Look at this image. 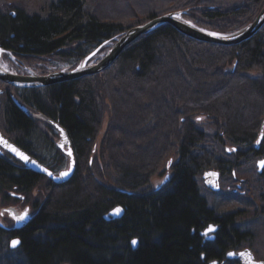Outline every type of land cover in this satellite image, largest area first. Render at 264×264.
<instances>
[{
	"label": "trees",
	"instance_id": "trees-1",
	"mask_svg": "<svg viewBox=\"0 0 264 264\" xmlns=\"http://www.w3.org/2000/svg\"><path fill=\"white\" fill-rule=\"evenodd\" d=\"M122 1L111 0L109 11L104 0H13L11 10L0 0V46L7 52L2 57L10 54L16 68L42 75L58 62L73 68L96 46L111 42L100 54L127 28L159 14L182 9L196 25L230 33L245 27L264 5V0ZM105 99L111 118L102 149L116 171L115 187L96 181L89 168ZM41 115L68 131L76 168L69 181L57 185L10 154L0 155V201L10 200L13 189L24 195L40 186L45 193L34 200L27 226L13 232L0 228L2 246L20 236L23 252L21 260L3 264H205L253 239L237 222L247 207L222 210L236 199L234 191L225 190L212 205L199 182L206 169L227 175L237 158L253 160L264 151V128L258 141L264 121V26L224 47L164 23L128 43L97 74L43 87L0 80L1 133L55 171L64 155L56 147L58 132ZM173 148L177 161L169 183L138 190ZM258 179V192L254 187L252 199L245 195L239 202L257 205L260 212L262 200L255 197H264V173ZM115 205L123 206L124 215L105 219ZM212 221L219 230L213 241L203 240L200 230ZM134 237L136 249L130 246Z\"/></svg>",
	"mask_w": 264,
	"mask_h": 264
},
{
	"label": "water",
	"instance_id": "water-1",
	"mask_svg": "<svg viewBox=\"0 0 264 264\" xmlns=\"http://www.w3.org/2000/svg\"><path fill=\"white\" fill-rule=\"evenodd\" d=\"M184 10H174L170 11L168 13L159 14V16H154L148 21L144 23H139L138 25L134 27H130L127 29L126 32H124L121 36H119L116 40V42L113 44L112 47H110L106 54L96 61V63H87L88 58L96 54V50L91 52L89 55L85 57V59L75 66V68L72 69H64V70H53V72H49L43 75L37 74L34 71H28L26 73H16L13 71L5 70L3 68H0V79L2 81H5L9 85H13L19 88L22 87H43L46 85H52L54 83H60L65 82L66 80H72L76 77L86 76L90 74L97 73L98 71H101L107 66L111 64V62L118 57V54L120 51L128 45V43L132 42L135 38H137L141 34L148 33L153 28H156L160 26V24H169L172 25L174 28H176L180 33L185 34L189 38H194L202 42H208V43H217L219 45H236L242 41L247 40L248 38L254 36L259 29H261L264 26V5L259 10L257 16L254 18L253 21L248 23L245 27L236 30V32L231 33H222L218 31H212L208 30L206 28H201L195 23L187 20L185 17H183ZM212 33H216L217 35H212ZM6 50L0 46V56L3 52ZM23 111L25 110L24 106L20 107ZM41 118L43 120H46L49 122L57 131H58V138L55 141L57 148L63 152L67 156V166L63 169L58 170V172L52 171L49 167H46L44 164H42L37 158H35L33 155L29 154L26 150H23L17 143L10 141L6 136L3 135V133H0V147L4 150H6L9 154H11L13 157L17 158L24 167L27 169L33 171L35 174H41L45 175L46 177H49L51 181H53L55 184L59 185L61 183H65L69 181V179L73 176L75 171V159H74V152L72 151L71 147V141L68 134V131L65 130L62 125L55 120H52L48 116L41 115ZM263 128H264V121L262 123V126L260 128V134L258 136V141L262 138L263 134ZM4 141L7 142V145H10L11 147H7L4 143ZM12 148L17 149L20 153H23L24 156H26L28 159L25 160L21 158L20 155L17 154V152L13 151ZM229 148H227V151ZM232 150H235V147H232ZM1 153V149H0ZM261 162H264V158L260 159L257 163L258 165V172L262 171ZM63 173H67V175H63ZM201 177L203 178L204 185L208 189L212 190H218V171L214 170L212 168L204 170ZM9 212V215L15 220L14 225L12 227L13 230H19L21 228H24L28 225V223L32 220L31 215L28 213V208L17 211L14 207H7L6 208ZM115 209H121L119 214H115ZM124 208L121 205H115L114 208L110 209L107 213H104V218L109 219H120L124 214ZM26 214V215H25ZM25 215V218L23 220H17L14 217L15 216H21ZM209 226H213L214 231L208 232L205 239L213 241L216 235V230L219 227V224L216 222L209 223L201 232L202 234L206 233V230L209 228ZM136 240L137 243L135 245L132 244V241ZM10 248L15 249L18 248L21 241L19 237H15L10 239ZM13 241H18V243L13 246ZM139 243L138 237L132 238L130 241V246H132L133 249L137 248V245ZM227 259H237L240 264H264V260L262 259H255L254 253L250 250V248L246 247L243 250H227L226 252ZM233 255H229V254ZM243 254V255H241ZM204 257V254L202 255V258ZM221 264L219 262L218 258L209 259L207 260L206 264Z\"/></svg>",
	"mask_w": 264,
	"mask_h": 264
},
{
	"label": "rangeland",
	"instance_id": "rangeland-1",
	"mask_svg": "<svg viewBox=\"0 0 264 264\" xmlns=\"http://www.w3.org/2000/svg\"><path fill=\"white\" fill-rule=\"evenodd\" d=\"M1 1H2L1 4L3 3L2 6H6V8L8 7L9 10H11L12 9L11 7L16 4V3L12 2L13 0H1ZM104 1H105V3L103 2V4H104L103 8L111 11L112 10L111 9V0H104ZM156 1H158V0H156ZM118 2L121 4L123 1L122 0H118ZM146 2H148V0ZM157 5H159V4H157ZM184 14H185V12L183 13V17H185ZM142 23H144V22H142ZM132 27H134V26H132ZM227 33H229V32H227ZM200 42H202V41H200ZM211 44H213V43H211ZM215 44H217V43H215ZM221 46H223V45H221ZM225 46H227V45H225ZM230 46H234V45H230ZM106 52H107V50L104 51L105 54H106ZM96 56H97V53H96L95 56L93 55L92 57L94 58ZM8 57H9L8 59L7 58L5 59L4 57L0 56V63L5 65L9 71H13V72H16V73H19V74L26 73L28 71H32V70L28 69L27 67H24L23 65H20V66H18L16 68L15 65L17 66V61L10 54L8 55ZM93 58L89 59L90 63H95L98 60V59H96V61H95ZM89 60H88V62H89ZM81 62H82V60L79 61L76 65L80 64ZM112 62H111V64L109 66L112 65ZM54 66H56L57 68H55L53 70H64V69H67L68 67H70L71 63H69V62H64V63L58 62V63L54 64ZM109 66H107V67H109ZM105 69H107V68H105ZM105 69H103L101 71H98V72H102ZM17 70H20L21 72H18ZM49 72H53V71H49ZM49 72H46V73H49ZM46 73H43V74H46ZM97 73H94V74H97ZM251 74L254 75V74H256V72L252 71ZM90 75H92V74H90ZM105 101L106 102H104L103 110H102V118H103L102 119V123L100 124L99 133L97 134V136L95 138L96 142H95V144L93 146L92 152H91L90 157H89V168H90V171L92 172V174H93V176H94L96 181H100L101 183L103 182V183H105V184H107L108 186H111V187H113V186L115 187L116 184H117L114 181L115 178H116V171L113 170V167L109 166V161H108V157H107L106 151L102 149V140H103L102 137L104 136V134H105V132L107 130V126H108V124L110 122V118H111L110 117L111 109L109 107L108 100L105 99ZM55 131H57V130L55 129ZM0 133H1V131H0ZM57 138H58V136H57ZM57 138H56V140H57ZM71 147H72V145H71ZM0 149H1L0 155H2L4 152L8 153L6 150L2 149L1 147H0ZM72 151H73V149H72ZM233 151H235V150H233ZM45 154H46L45 155L46 158L44 157L45 162L49 163L50 160L48 159V157H50V154L49 153H45ZM62 154L64 155L65 162L64 161L62 162V165L59 166L55 170L56 172H58V170H60V169L65 168L67 166V164H68L67 163V161H68L67 160V156L63 152H62ZM245 157L246 156H244L242 158V160H241V162L239 164H235L236 168L233 167L234 171L230 170V174L223 175V172L220 171V173L218 174V177H219L218 178V183H219L221 189L219 191L210 193L209 192L210 189H208L204 185V182H203L204 180L201 177V175H200L201 179H200L199 184H200V187H202L201 189L203 190V193L205 194L204 196L206 197V199H208V201L212 205L218 203V200H219L218 198H220V199L224 198L223 197L224 194L222 196V192H224L225 190H229L230 192H232V190L234 188H236V191L235 190H233V191H234V193L236 194V196L238 198L237 197H236V199L232 198V199H230V201H227L229 203L224 204L223 207H222L223 208L222 210L223 211H225V210L233 211V208H237V209L243 210L244 207H247L249 209V212L247 210H244V211L248 212L247 215H245L243 219H241V218L237 219V222H238V224L241 225L240 227H242V229L248 228L249 230L252 231L253 239L245 240V242L242 243L241 245H238L235 248H230L228 250H234V252H235V251H238V250H243L246 247H248L254 253L255 259L258 258V259L264 260V207L261 206L260 205L261 203H260L259 204V208H261L262 211L257 212V210H258L257 205L251 207L249 202H248V204H243V207H242V204L239 202V201L242 200V198H245V199L249 198L251 200L252 199L251 198L252 197V190L254 189V187H255L256 191L258 192V186L260 184L259 179H258V175H260V172H258L257 163H258V161L260 159H258L255 162V159L248 160ZM163 158L164 159L159 163L156 172L153 175H151L149 180H148V182L145 183V185L139 187L138 190L142 189V190H145V191H151V190H154L156 186H161L162 185L161 188H163V187H165L167 185V183H169L168 179L170 178V176L172 174V169H171L172 164L175 161H177V148L176 149L173 148V149L167 151ZM74 159H75V155H74ZM46 167H48V166H46ZM75 168H76V162H75ZM212 169L216 170L215 168H212ZM164 181H167V183H165ZM236 182H239L238 184H239L240 188L236 187V185H235ZM163 183H165V184L163 185ZM226 184H228L229 186L231 185L230 189L226 188ZM42 185H43V183H42ZM9 194H10V198H11L10 200L5 201V202L0 201V228H2V230H4V231L10 230V231L13 232V231H17V230H13L12 229L15 220L9 215V212H8V210L6 208L7 207H14L19 212L24 210V209H26V208H28V213L31 215V218L33 219V213L34 212L32 210V204H33L34 200H36V199L40 200V199L44 198L45 197L44 196L45 193L43 191V187L38 186L37 189H34L33 191H31V192H29L27 194H24V195L19 194L17 189L16 190L13 189L12 191H9ZM255 194H257V193H255ZM245 195L247 196V198L245 197ZM240 197H242V198H240ZM259 197H262V196L260 195ZM255 199L258 200V202H259L261 200L263 201L264 197H262L260 200L257 197H255ZM231 202H232V204H231ZM15 237H19L20 238V236H12V237L8 238L5 241L3 246L0 243V264H3L2 263L3 259H7L8 260L9 258H15L17 256L20 257L19 258L20 260L22 259L23 256L21 254L23 252L20 249L15 248V249L11 250L10 247H9L10 246V242H11L10 239L15 238ZM225 256H226V253H225ZM203 258H201V260ZM235 259H232V260L234 261ZM238 263H239V261H238ZM62 264H66V263L63 262ZM205 264H206V261H205Z\"/></svg>",
	"mask_w": 264,
	"mask_h": 264
},
{
	"label": "flooded vegetation",
	"instance_id": "flooded-vegetation-1",
	"mask_svg": "<svg viewBox=\"0 0 264 264\" xmlns=\"http://www.w3.org/2000/svg\"><path fill=\"white\" fill-rule=\"evenodd\" d=\"M244 156H241V157H239V158H237V161H236V163L237 164H239L240 162H241V160H242V158H243ZM246 159H250L249 157H245ZM264 158V151H263V153H262V155L261 156H259V157H257V158H255V162L258 160V159H263ZM217 171H218V173H220V171L218 170V169H216ZM232 171H234V168H232L231 169ZM262 173H264V167L262 168V171L260 172V174H262ZM234 175V174H233ZM165 180V179H164ZM168 181V180H167ZM167 181H164L165 183H167ZM165 183H163V185L165 184ZM239 182H236L235 183V185H236V187L237 188H240L239 187V184H238ZM231 186V185H230ZM230 186L228 185V184H226V188H228V189H230ZM159 187H162V185L161 186H156L155 187V189H158ZM218 190H209V192L211 193V192H217V191H219L221 188H220V185H219V183H218ZM233 190H235L236 191V188H234ZM263 204H264V200L262 201V203L260 204L261 206H263ZM211 223V222H210ZM219 227H220V225H219ZM204 228V227H203ZM202 228V229H203ZM217 230H219V228L217 229ZM8 231V230H7ZM202 230H200V236H201V238L203 239V240H206L205 239V237L208 235H205V234H202V232H201ZM215 232H218V231H215ZM207 241H209V240H207ZM22 242V241H21ZM20 246H21V243H20V245H19V247L18 248H20ZM225 253V252H224ZM204 259V258H203ZM212 259H214V258H212ZM218 260H219V262H221V264H231L230 262H228V261H233V260H227L226 259V256H225V254H224V256H223V258H218ZM236 260V263L237 264H239L238 263V261H237V259H235ZM234 260V261H235ZM206 262H207V260H206Z\"/></svg>",
	"mask_w": 264,
	"mask_h": 264
},
{
	"label": "snow or ice",
	"instance_id": "snow-or-ice-1",
	"mask_svg": "<svg viewBox=\"0 0 264 264\" xmlns=\"http://www.w3.org/2000/svg\"><path fill=\"white\" fill-rule=\"evenodd\" d=\"M212 35H217V34H216V33H212ZM4 143H5V145H6L7 147H11L10 145H7V142H6V141H4ZM12 150L15 151V152H17V154L20 155L21 158H23V159H25V160L28 159L26 156L23 155V153H20L17 149L12 148ZM261 166L264 167V162H261ZM63 175H67V173H63ZM120 211H121V209H115V210H114L115 214H119ZM25 215H26V214H25ZM25 215L15 216L14 218L17 219V220H23V219L25 218ZM211 231H214L213 226H209V228L206 230L205 235H207V233H208V232H211ZM17 243H18V241H13V246H15ZM136 243H137L136 240H133V241H132V244H133V245H135ZM229 255H233V254L230 253ZM241 255H243V254H241ZM213 264H215V262H213Z\"/></svg>",
	"mask_w": 264,
	"mask_h": 264
},
{
	"label": "bare ground",
	"instance_id": "bare-ground-1",
	"mask_svg": "<svg viewBox=\"0 0 264 264\" xmlns=\"http://www.w3.org/2000/svg\"><path fill=\"white\" fill-rule=\"evenodd\" d=\"M200 27V26H199ZM202 28V27H201ZM0 68H3V69H7V67L5 65H3L2 63H0ZM8 70V69H7Z\"/></svg>",
	"mask_w": 264,
	"mask_h": 264
}]
</instances>
